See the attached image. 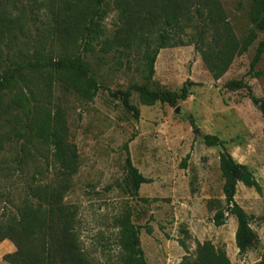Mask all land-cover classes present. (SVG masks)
Segmentation results:
<instances>
[{"label": "rangeland", "instance_id": "obj_1", "mask_svg": "<svg viewBox=\"0 0 264 264\" xmlns=\"http://www.w3.org/2000/svg\"><path fill=\"white\" fill-rule=\"evenodd\" d=\"M125 1L104 3L108 14L97 23L103 34L86 53L101 83L92 100L66 90L56 73L28 67L39 51L55 57L63 47L41 0H30L33 12L23 10L24 0L9 6L0 41V73L12 69L15 80L0 89V211L19 203L27 180L46 181L38 167L49 166L48 180L55 177L51 131L60 124L78 152L66 202L76 211L81 248L92 264H124L123 244L131 230L138 233L151 264H198L204 243L224 253L230 264H264V115L250 98L264 97V74L255 76L264 72V54L254 71L250 67L264 33L215 79L195 49V30L172 28L149 87L179 92L187 79L197 84L175 106L144 104L133 91L129 103L140 110L136 118L124 97L113 92L146 83L144 53L156 45L159 26L140 28V14ZM219 1L241 42L253 27L252 0ZM18 62L21 72L13 71ZM206 134L218 135L261 185L258 192L237 181L236 201L251 217V238L243 254L236 244L237 218L226 213L221 226L213 220L215 211L227 205L220 169L223 148L206 145ZM20 158L30 173L21 172ZM138 173L152 181L138 186ZM14 246L8 239L0 242V264H11L4 256L15 252Z\"/></svg>", "mask_w": 264, "mask_h": 264}, {"label": "trees", "instance_id": "obj_2", "mask_svg": "<svg viewBox=\"0 0 264 264\" xmlns=\"http://www.w3.org/2000/svg\"><path fill=\"white\" fill-rule=\"evenodd\" d=\"M22 0H0V41H4L6 12L9 6H16ZM107 0H41L40 5L48 11L49 17L59 31V42L62 50L55 57L46 55L43 51L35 56V60L27 65L33 70H47L50 76L58 75L61 85L66 90L77 92L83 98L92 100L100 86V80L88 59L86 53L92 51V42L103 34L98 22L104 19L108 11L103 8ZM128 9L140 14V28L151 31L159 26L156 45L144 53L145 68L143 77L146 83H132L127 89L113 92L124 97L126 106L132 110L136 118L140 110L129 103L133 91H138L144 104H154L157 101L177 105L180 100H186L191 94L190 87L194 81L187 79L179 92L161 88H150L155 76V63L159 51L166 46L171 38L172 28L178 27L179 32L193 28L195 49L202 52L209 70L214 78L219 79L230 67L237 55L243 54L258 38V33H264V0H252L250 20L253 27L240 42L229 22L219 0H126ZM28 4L22 3L23 10L32 11ZM162 25V26H160ZM137 37L145 42L146 36L136 32ZM211 39L208 40V37ZM130 44V41H128ZM264 54V34L259 41L255 55L251 61L254 71ZM22 63H17L13 70L21 72ZM12 69L3 68L0 73V89L15 80ZM264 72L257 71L256 77ZM264 115V97L250 96ZM194 125V119L190 116ZM55 149L52 151L53 163L57 166L55 177L48 180L49 166L38 167V173L45 182L38 183L27 180L24 184V195L19 203H12L11 208L0 211V242L6 239L12 241L16 251L4 256L11 264H92L81 248L79 233L76 229V211L66 202V196L72 187L74 174L78 169V152L76 146L69 140L66 129L56 124L51 131ZM208 146H221L220 169L224 178L223 191L226 208L214 213V223L217 226L225 224L227 215H234L238 221L236 244L239 253L247 251L250 238V215L236 201L237 181L245 186L253 187L258 192L261 185L253 171L243 163L235 160L225 147V142L215 134L204 135ZM127 148V145L125 146ZM185 157L183 165L186 166ZM25 161L20 158L21 172L25 171ZM51 163V166H53ZM50 166V167H51ZM152 181L151 178L136 175V184ZM10 201V199H9ZM12 202V201H10ZM126 251L124 264H151L147 261L140 244L139 235L135 230L129 233V239L123 244ZM198 264H230L224 253H218L211 244L204 243L200 248Z\"/></svg>", "mask_w": 264, "mask_h": 264}, {"label": "water", "instance_id": "obj_3", "mask_svg": "<svg viewBox=\"0 0 264 264\" xmlns=\"http://www.w3.org/2000/svg\"><path fill=\"white\" fill-rule=\"evenodd\" d=\"M176 111H178V108L176 109ZM195 131L197 132V131H198V129H195Z\"/></svg>", "mask_w": 264, "mask_h": 264}, {"label": "crops", "instance_id": "obj_4", "mask_svg": "<svg viewBox=\"0 0 264 264\" xmlns=\"http://www.w3.org/2000/svg\"><path fill=\"white\" fill-rule=\"evenodd\" d=\"M7 240V239H6ZM14 248H15V246H14Z\"/></svg>", "mask_w": 264, "mask_h": 264}]
</instances>
